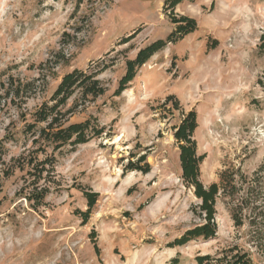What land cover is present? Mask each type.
I'll return each instance as SVG.
<instances>
[{"label": "rangeland", "instance_id": "1", "mask_svg": "<svg viewBox=\"0 0 264 264\" xmlns=\"http://www.w3.org/2000/svg\"><path fill=\"white\" fill-rule=\"evenodd\" d=\"M164 2L0 0V174L11 172L1 176L0 264H197V257H217L233 246L264 264L249 242L248 220L236 227L233 203L222 196L215 236L173 245L202 221L192 211L199 204L193 189L180 178L173 133L181 114L169 105L158 109L174 96L184 113L195 112L204 186L219 182L223 171L240 170L247 181L237 182L238 196L252 183L264 194V173L253 180L264 160V0L179 4L175 14L195 20L197 30L153 55L114 96L125 61L173 31ZM102 68L97 79L104 95L86 100L76 92L55 113L103 133L56 151L34 144L45 125L34 114L55 104L51 96L61 78ZM31 153L54 162V176L41 182L49 190L44 205L36 210L24 199L29 178L15 162ZM143 155L148 174L124 171ZM81 190L98 194L86 223Z\"/></svg>", "mask_w": 264, "mask_h": 264}, {"label": "trees", "instance_id": "2", "mask_svg": "<svg viewBox=\"0 0 264 264\" xmlns=\"http://www.w3.org/2000/svg\"><path fill=\"white\" fill-rule=\"evenodd\" d=\"M42 1V0H38ZM80 1V0H79ZM196 0H165L163 9L171 24L174 26L173 31L166 37L165 40H157L150 45L140 49L133 59L125 61V73L118 82V87L114 92V96H119L130 83L137 70L142 67L153 55L163 50L168 44H176L183 38L197 30L195 20L177 16L175 8L183 2H194ZM125 44L126 42H122ZM105 68L91 74H86L80 70H74L71 73L64 75L57 87L55 88L51 101L55 104L48 106L43 104L34 114L35 123H44V127L38 130L37 138L33 143L42 142L44 146H51L52 151L60 149L64 145L76 146L87 143L93 137L100 136L103 131L91 127L86 121L80 124H71L64 119V115L55 113L59 106L65 103L74 95L80 94L82 99L94 100L97 97L104 95L106 89L103 87L97 76L104 71ZM264 87V83L261 82ZM172 110L179 111L181 120L175 128L173 137L178 146V160L181 170V180L187 186L193 189L194 197L199 201V204L193 208V213L202 223L194 225L186 230L179 238L173 241L174 246H183L193 240L204 239L208 240L215 236L217 225L216 216V200L219 196L232 201L231 215L236 227L243 225V220H248L250 227V240L252 245H255L260 252L264 254V194L257 193L252 183L245 190V196H238L239 188L237 182L246 184L247 177L240 170L223 171L219 176V182L204 186L200 180L199 166L205 158V155H198L196 152V142L194 140V132L197 128L196 114L194 111L184 113L179 105L178 100L174 96H168L165 101L158 105V109L167 110V107ZM60 115L61 117L59 118ZM3 140H0V167L3 165ZM41 151H44L42 149ZM16 168L20 171H25L29 178V183L24 190V199L30 204L33 210L44 205V200L48 194V186H44L48 176H54V162L50 158L39 160L32 153L28 156H20L15 160ZM48 166V168H47ZM151 170L147 163L146 155L141 156L137 163L129 162L125 168V172H139L148 174ZM264 173V160L258 170L253 174V180L263 178L260 176ZM11 175L8 169L1 170L0 174V191H1V176L7 178ZM49 179V178H48ZM240 187H242L240 185ZM264 187V186H263ZM262 187V188H263ZM83 197L86 200L87 210L81 212L84 223L87 222L93 206L97 201L98 194L81 190ZM258 203V204H257ZM245 210V211H244ZM243 213V215H242ZM243 216V217H242ZM197 264H254L250 258V254L244 251L242 247L233 246L223 250L219 256H202L197 257Z\"/></svg>", "mask_w": 264, "mask_h": 264}]
</instances>
